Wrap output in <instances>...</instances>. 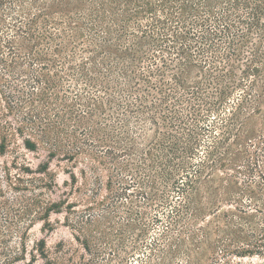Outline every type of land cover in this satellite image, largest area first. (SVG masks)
Here are the masks:
<instances>
[{
  "label": "trees",
  "instance_id": "trees-1",
  "mask_svg": "<svg viewBox=\"0 0 264 264\" xmlns=\"http://www.w3.org/2000/svg\"><path fill=\"white\" fill-rule=\"evenodd\" d=\"M2 5L13 14V28L20 40L32 42L24 49L33 71L25 81L27 74L19 66L24 61L15 60L20 56L13 50V44L20 42L14 37L1 40L0 64L10 67L7 74L17 84H9L13 94L6 95L0 76V97L6 103L5 107L0 103V155L20 139L27 151L37 152L42 146L50 158L63 154L65 160L75 161V156L86 150L73 149L78 142L95 152L104 150L105 145L112 162L116 150L129 156L136 150L130 137L133 122L143 127L150 124L157 128L156 133L140 150L137 166L152 190L144 199L157 207L166 203V191L175 189L188 202L177 208L178 214L197 211L198 186L218 167L226 166L228 148L224 153L222 149L238 121L237 112L228 119L230 125L221 126L225 130L222 138L208 131L214 141L207 146L205 159L193 165L202 147L201 125L208 115L222 112L234 88L242 86L246 78L264 75V59L257 46L251 60L254 65L246 64L241 81L237 74L253 36H264V0H0ZM2 22L0 17V26ZM6 50L14 55L11 61L4 58ZM195 68L200 75L194 77ZM33 85L38 86L37 91L29 90ZM11 97L16 99L14 104ZM12 113H18L19 127L5 120ZM260 139L264 145V137ZM261 158L248 165L247 171L264 181V154ZM120 165L121 170L132 172L130 165ZM14 167L29 176L12 175L6 168L15 186L27 188L35 174L40 176V186L52 191L56 185L47 164L36 171L18 162ZM89 169L94 174L101 172L97 167ZM182 176H186V184L179 187ZM59 207L53 202L42 213L25 211L21 214L23 224L37 218L49 220ZM175 218L177 224L180 216ZM76 240L90 253L89 237ZM256 240L241 248V253L264 255L263 230ZM18 254L27 256L25 245L21 244ZM17 257L5 255V264H13ZM37 257L49 258L43 242L33 248L27 264ZM80 264H87L84 258Z\"/></svg>",
  "mask_w": 264,
  "mask_h": 264
},
{
  "label": "rangeland",
  "instance_id": "rangeland-1",
  "mask_svg": "<svg viewBox=\"0 0 264 264\" xmlns=\"http://www.w3.org/2000/svg\"><path fill=\"white\" fill-rule=\"evenodd\" d=\"M8 8L7 5L0 7L3 19L0 44L1 40L12 37L20 42L13 44V50L20 56L15 60L24 61L19 66L27 74L24 77L27 81L33 70L27 64V50L24 48L32 42L20 40ZM252 42L250 48L245 49L247 56L238 63V81L245 77L242 71L247 69L246 64L254 65L251 62L253 48L259 47L264 59V36L254 35ZM20 45L24 47L20 48ZM3 55L7 61L14 56L7 50ZM34 66L39 69L40 63L36 62ZM8 69L0 64L2 88L6 95L13 94L9 84H17V80L7 74ZM197 74L195 68L193 76ZM33 87L29 90H38L37 85ZM4 100L1 99L0 103L5 107ZM15 101L11 97L12 104ZM222 107L220 114L208 115L201 125L204 130L201 132L202 147L192 163L197 165L205 159L207 146L214 141L213 135L222 138L225 130L221 126L230 125L228 119L237 112L238 121L231 127L233 130H229L232 135L226 136L229 138L222 149L224 153L228 148L226 166L218 167L210 179L198 186L197 211H179V214L177 208L188 202L178 190L168 189L166 203L157 207L143 197H149L152 190L137 166L141 162L140 150L155 136V126L146 124L143 127L133 122L130 137L135 141L136 150L133 149L130 156L116 150V160L112 162L109 159L112 154L105 153L108 148L105 145L104 150L95 152L77 142L73 149L82 147L86 149L85 153L79 152L75 161H67L63 154L50 158L49 151L42 146L37 152L27 151L22 140H15L12 149L0 155V264H5V255L19 256L13 264L29 263L33 248L40 242L45 244L49 258L37 257L31 264H80L82 258L87 264H264V255L241 253V248L248 243L254 244L261 230L264 231V181L247 171V166L262 161L261 155L264 154L260 139L264 137V75L246 78L242 86L234 88ZM4 118L14 127L21 125L18 113ZM89 154L97 159L96 162L88 158ZM15 162L29 165L33 171L39 165L47 164L55 175L53 190L40 186L37 174L27 188L23 184L15 186L8 179L6 168L12 175H25L14 167ZM121 163L130 165L132 172L121 170ZM96 167L101 172L94 174L89 168ZM228 175L233 178L229 179ZM185 177H179L177 186L186 184ZM53 202L60 207L50 213L49 220L37 218L31 224H23L22 213H42ZM176 216L177 219L180 216L177 224L174 222ZM163 234L168 235L164 237ZM85 236L91 240L90 253L76 240V237L84 239ZM21 244L27 248V256L18 254ZM227 248L235 252H226Z\"/></svg>",
  "mask_w": 264,
  "mask_h": 264
}]
</instances>
